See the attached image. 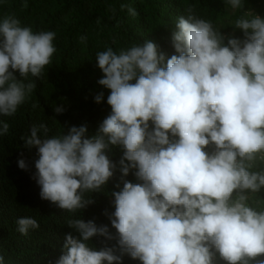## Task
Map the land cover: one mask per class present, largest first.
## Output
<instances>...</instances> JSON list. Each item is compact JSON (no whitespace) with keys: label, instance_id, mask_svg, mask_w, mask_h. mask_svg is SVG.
<instances>
[{"label":"clouds","instance_id":"clouds-1","mask_svg":"<svg viewBox=\"0 0 264 264\" xmlns=\"http://www.w3.org/2000/svg\"><path fill=\"white\" fill-rule=\"evenodd\" d=\"M227 3L243 8V0ZM187 11L176 23L170 58L152 41L96 54L111 107L97 135L86 138V126H72L49 136L41 123L21 137L38 150L40 197L69 213L94 203L85 193L113 178L109 146L123 152L120 190L111 194L115 236L107 225L67 219L79 238L66 236L57 264H122L124 255L141 264H215L217 254L226 264H264V18L244 11L232 25L240 39ZM55 38L14 15L0 19V116H13L30 99V77L52 63ZM102 100L103 92L95 96ZM9 128L0 120V136ZM18 166L28 167L24 159ZM132 170L137 183L125 179ZM17 225L23 235L40 226L30 217ZM94 236L118 247L97 250L88 243Z\"/></svg>","mask_w":264,"mask_h":264},{"label":"trees","instance_id":"trees-1","mask_svg":"<svg viewBox=\"0 0 264 264\" xmlns=\"http://www.w3.org/2000/svg\"><path fill=\"white\" fill-rule=\"evenodd\" d=\"M262 4L264 0H243L242 9H232L227 0H0V19L14 15L22 26H30L34 32H55L53 43L57 49L43 75L30 77L36 83L30 99L20 105L13 116H0V120L10 125L8 134L0 136V255L4 257L3 264H57L65 252L66 236L79 238L67 219L92 220L97 226L107 225L109 231L116 234L109 215L115 211L111 194L120 190L115 186L122 175L118 164L123 154L121 147L110 145L106 151L117 164L113 178L100 191L85 193V198L94 203L69 213L40 197V186L33 178L38 150L26 147L21 139L30 135L33 124L41 123L51 129L49 136L67 134L72 126H86V138L98 134L100 124L111 114V107L107 103L110 89L98 83L103 73L97 65L96 54L107 47L119 52L134 44L152 41L166 59L170 58L176 54L172 46L173 33L178 30L176 23L179 17L188 16L189 8L196 16L210 20L225 36L243 39L242 30L232 26L234 21L244 11L258 15ZM129 8L135 10V16L129 13ZM260 13L264 18V7ZM82 36L86 37L84 42L80 39ZM14 74L21 79L18 72ZM101 92L103 100L97 103L95 96ZM55 107H62L64 111L58 114ZM38 135L44 136L42 131ZM20 159L25 160L26 170L19 168ZM134 171L125 179L137 183ZM259 195L264 198V189ZM25 217L34 218L40 225L27 235L17 231V220ZM88 243L97 250L117 246L115 239L106 240L102 236H94ZM122 264L141 262L124 255ZM215 264L226 262L217 254Z\"/></svg>","mask_w":264,"mask_h":264},{"label":"rangeland","instance_id":"rangeland-1","mask_svg":"<svg viewBox=\"0 0 264 264\" xmlns=\"http://www.w3.org/2000/svg\"><path fill=\"white\" fill-rule=\"evenodd\" d=\"M263 7H264V4H262L261 7L259 8V10H258L259 13L262 11ZM259 13H258V15L261 16V13L260 14Z\"/></svg>","mask_w":264,"mask_h":264}]
</instances>
